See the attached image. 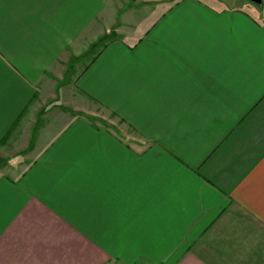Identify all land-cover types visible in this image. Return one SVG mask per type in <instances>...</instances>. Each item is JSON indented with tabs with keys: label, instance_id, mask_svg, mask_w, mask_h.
Returning a JSON list of instances; mask_svg holds the SVG:
<instances>
[{
	"label": "crops",
	"instance_id": "crops-1",
	"mask_svg": "<svg viewBox=\"0 0 264 264\" xmlns=\"http://www.w3.org/2000/svg\"><path fill=\"white\" fill-rule=\"evenodd\" d=\"M262 1L0 0V264H264Z\"/></svg>",
	"mask_w": 264,
	"mask_h": 264
},
{
	"label": "rangeland",
	"instance_id": "rangeland-1",
	"mask_svg": "<svg viewBox=\"0 0 264 264\" xmlns=\"http://www.w3.org/2000/svg\"><path fill=\"white\" fill-rule=\"evenodd\" d=\"M263 3L262 4H264V1H262ZM219 4H221V5H224V3H219ZM260 5V4H259ZM100 115L102 116H105L104 118H100L99 117V119H101L100 120V122L101 123H107V122H109V123H111V124H113L114 126H113V129L115 130V129H119L118 127H117V125H119V124H116L113 120H111V116H108V114L107 113H104L103 111H101L100 112ZM113 119V118H112ZM112 126V125H111Z\"/></svg>",
	"mask_w": 264,
	"mask_h": 264
},
{
	"label": "water",
	"instance_id": "water-1",
	"mask_svg": "<svg viewBox=\"0 0 264 264\" xmlns=\"http://www.w3.org/2000/svg\"><path fill=\"white\" fill-rule=\"evenodd\" d=\"M248 1L254 4H260L262 0H248Z\"/></svg>",
	"mask_w": 264,
	"mask_h": 264
}]
</instances>
